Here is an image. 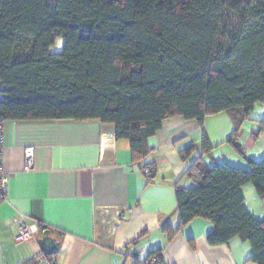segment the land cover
Listing matches in <instances>:
<instances>
[{"label": "trees", "instance_id": "trees-1", "mask_svg": "<svg viewBox=\"0 0 264 264\" xmlns=\"http://www.w3.org/2000/svg\"><path fill=\"white\" fill-rule=\"evenodd\" d=\"M0 84L3 121L95 119L114 126L135 161L172 117L202 126L225 112L234 144L247 120L264 131V116L252 117L264 105V0H0ZM202 154L184 172L193 185L175 188L178 228L207 219L210 246L238 238L264 264V218L242 192L252 184L264 200V155L236 166ZM47 243L41 251L56 252Z\"/></svg>", "mask_w": 264, "mask_h": 264}, {"label": "crops", "instance_id": "crops-1", "mask_svg": "<svg viewBox=\"0 0 264 264\" xmlns=\"http://www.w3.org/2000/svg\"><path fill=\"white\" fill-rule=\"evenodd\" d=\"M254 110L263 117L264 105ZM257 127L248 128L246 145L240 140L245 130L238 131L231 145L243 150L235 156H213V149L202 154L201 135L212 146L228 144L234 127L227 113L207 116L202 126L172 117L148 139L147 155L135 161L127 141L116 139L108 123L4 120L2 168L8 188L0 203V264H140L158 252L166 264H255L249 261L250 245L238 238L210 246L206 236L212 224L207 219L195 218L178 228L175 188L193 185L184 172L198 155L208 165L246 166L249 159H260L264 131L254 134ZM189 145L193 152L183 161L178 151ZM28 146L34 149L35 163L25 171ZM145 165L151 167L149 176L142 172ZM244 204L258 216L257 206L248 204L245 195ZM19 216L28 226L37 222L46 230L16 242ZM43 239L56 252H42Z\"/></svg>", "mask_w": 264, "mask_h": 264}, {"label": "built area", "instance_id": "built-area-1", "mask_svg": "<svg viewBox=\"0 0 264 264\" xmlns=\"http://www.w3.org/2000/svg\"><path fill=\"white\" fill-rule=\"evenodd\" d=\"M1 88V84H0ZM2 131H3V120L0 117V203L5 199L6 196V191L8 188L7 185V180L4 174V170L2 168V143H3V136H2ZM34 149L33 147H26L24 148L23 151V164L22 168L25 171L32 170L34 168ZM142 172L149 176L151 173V169L149 166H143L142 167ZM24 217L19 216L17 219L18 221V232L15 236V241L16 242H27L28 240L32 239L34 237V234L38 231H45L42 230L40 225H37L35 223V226H28L24 220ZM48 264V263H47ZM140 264H166L163 262L160 253L154 254V255H149L147 258L141 261Z\"/></svg>", "mask_w": 264, "mask_h": 264}, {"label": "rangeland", "instance_id": "rangeland-1", "mask_svg": "<svg viewBox=\"0 0 264 264\" xmlns=\"http://www.w3.org/2000/svg\"><path fill=\"white\" fill-rule=\"evenodd\" d=\"M59 43V41H57ZM61 45H62V41L60 40V43H59V46H58V49L60 50L61 49ZM262 108V106H261ZM259 110L258 111H255L254 110V114H257L258 118L259 117ZM252 114V116L254 115ZM264 116V113L262 114ZM261 119V118H260ZM256 125L257 122L254 120H247L244 124V126L242 128H240V130H242V132L245 130V134H243L242 138L240 139L241 141H244V144L246 145V139L248 138L247 135H248V128L251 126V125ZM198 140V139H197ZM263 145H264V139H263ZM197 143V141H196ZM237 143L239 144V142L237 141ZM199 145V144H197ZM238 147V146H237ZM236 147L231 145L229 142L228 144L227 143H224L223 145H220V146H213V152H212V155L213 156H217V155H220L221 153H226L228 155V157H232L233 155L235 156V153L237 152ZM246 154V153H245ZM247 155V154H246ZM244 195H245V199L247 201V203L249 204H255L257 206V211L259 212V214H257L259 216V218H264V200L260 198V196L256 193L254 187L252 184H245L244 185ZM255 211V210H254ZM257 213V212H255ZM257 216V218H258ZM256 217V216H255ZM44 264V263H42Z\"/></svg>", "mask_w": 264, "mask_h": 264}, {"label": "water", "instance_id": "water-1", "mask_svg": "<svg viewBox=\"0 0 264 264\" xmlns=\"http://www.w3.org/2000/svg\"><path fill=\"white\" fill-rule=\"evenodd\" d=\"M246 158V157H245ZM248 160V159H247Z\"/></svg>", "mask_w": 264, "mask_h": 264}]
</instances>
